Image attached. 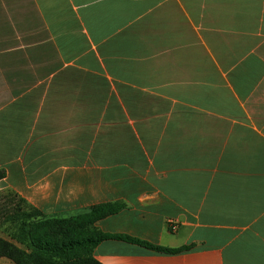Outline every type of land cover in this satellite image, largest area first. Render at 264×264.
<instances>
[{
  "label": "crops",
  "instance_id": "crops-1",
  "mask_svg": "<svg viewBox=\"0 0 264 264\" xmlns=\"http://www.w3.org/2000/svg\"><path fill=\"white\" fill-rule=\"evenodd\" d=\"M0 171L45 217L118 203L102 232L188 247L101 264H264V0H0Z\"/></svg>",
  "mask_w": 264,
  "mask_h": 264
},
{
  "label": "trees",
  "instance_id": "trees-1",
  "mask_svg": "<svg viewBox=\"0 0 264 264\" xmlns=\"http://www.w3.org/2000/svg\"><path fill=\"white\" fill-rule=\"evenodd\" d=\"M4 176V172L0 171V180ZM13 195L18 198L15 215L20 210V204L32 210V214L23 213L20 227L9 233L10 239L0 237V258L13 264H101L94 258L93 252L104 240L127 241L165 253L188 249L158 247L127 236L106 234L95 226L101 218L122 210V204L100 205L69 219L48 218ZM17 243L24 247H19Z\"/></svg>",
  "mask_w": 264,
  "mask_h": 264
},
{
  "label": "rangeland",
  "instance_id": "rangeland-1",
  "mask_svg": "<svg viewBox=\"0 0 264 264\" xmlns=\"http://www.w3.org/2000/svg\"><path fill=\"white\" fill-rule=\"evenodd\" d=\"M18 203V198L11 193L0 194V233H14V229L20 227L23 219V213L32 214V210L20 204V210L15 215L14 207ZM9 218L11 220H9ZM26 221H28L26 219Z\"/></svg>",
  "mask_w": 264,
  "mask_h": 264
}]
</instances>
